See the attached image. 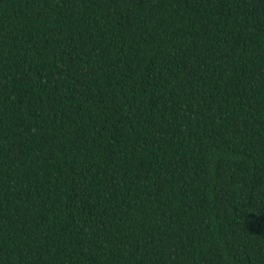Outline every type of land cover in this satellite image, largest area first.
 <instances>
[{"label":"trees","instance_id":"16d2710c","mask_svg":"<svg viewBox=\"0 0 264 264\" xmlns=\"http://www.w3.org/2000/svg\"><path fill=\"white\" fill-rule=\"evenodd\" d=\"M0 264H264V0H0Z\"/></svg>","mask_w":264,"mask_h":264}]
</instances>
